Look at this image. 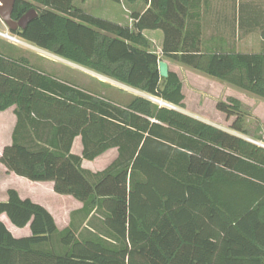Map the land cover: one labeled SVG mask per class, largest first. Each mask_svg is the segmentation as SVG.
<instances>
[{"label": "trees", "instance_id": "16d2710c", "mask_svg": "<svg viewBox=\"0 0 264 264\" xmlns=\"http://www.w3.org/2000/svg\"><path fill=\"white\" fill-rule=\"evenodd\" d=\"M107 1L143 12L128 27L73 0L15 1L12 20L37 13L13 32L19 39L144 96L113 101L0 54V112L13 107L16 118L0 163L82 204L59 231L45 208L8 190L0 216L30 236L14 238L0 220V264H264V148L150 100L184 108L179 77L159 76L161 58L142 32H162L163 59L260 98L264 53L203 43L202 0ZM228 103L216 109L248 136L238 102ZM78 137L80 156L71 152ZM112 149L103 170L82 168Z\"/></svg>", "mask_w": 264, "mask_h": 264}, {"label": "rangeland", "instance_id": "374dc122", "mask_svg": "<svg viewBox=\"0 0 264 264\" xmlns=\"http://www.w3.org/2000/svg\"><path fill=\"white\" fill-rule=\"evenodd\" d=\"M222 1L226 2L228 11L221 14L225 18L224 25L222 28H217L216 33L224 37L226 41L225 46L236 53H264V0ZM122 4L123 5L120 6L107 0H73V6L75 8L89 15L116 24L121 23V26H127L128 20L125 19L124 16L127 14L131 19V14L134 12L125 1H123ZM123 7H125L129 13L125 14ZM137 7H139V11L143 10L142 5L137 4ZM218 15L221 16L220 14ZM213 33L214 29L211 26L205 28L202 30V40H207ZM0 34L8 35L25 44L15 43L0 35V54L2 56L8 59L24 58L34 70L40 73L90 92L93 95L106 97L113 101L126 103L127 95L144 96L136 90L70 63L50 52L39 49L19 39L6 28L1 20ZM148 49L155 50L153 46H148ZM159 58L163 61L161 53ZM171 63L173 62L171 61ZM197 74H199L198 77H190L189 75L183 76L184 84L187 87V109L189 113L205 115L211 126L235 136L250 139L254 144H259V146L262 145L264 147V97L260 98L254 96L200 73ZM197 96L201 99H198ZM229 99H234L238 102L244 116L243 128L246 130L249 137L236 133L231 129L235 116L226 118L225 114L216 109V105L220 102L229 104ZM156 101L159 100H153L154 103L164 106ZM11 112L12 111L0 115L1 141L3 137L8 135L7 128L11 121ZM252 138H260V140H253ZM111 154L112 153H108L93 163L84 161L82 168L92 173L99 172L104 169ZM68 207L74 210L76 205L68 204ZM74 212L75 211L71 212L70 220ZM74 225L76 226V231H79L82 235H84L86 231H89L87 224H82L81 218L77 216L74 217Z\"/></svg>", "mask_w": 264, "mask_h": 264}, {"label": "crops", "instance_id": "0c3cea01", "mask_svg": "<svg viewBox=\"0 0 264 264\" xmlns=\"http://www.w3.org/2000/svg\"><path fill=\"white\" fill-rule=\"evenodd\" d=\"M137 4L138 3L128 4V6L131 9H133L134 13H142L143 10L139 11L138 10L139 7H137ZM117 5L121 6L123 4L120 3ZM123 11L125 14L129 13V11L126 10L125 7H123ZM198 11L200 12V24H201L202 30H204L205 28H207L209 26H211L214 29V33L211 36H209L207 40H203V43H205V42L209 43V46H210V44L212 42H219L220 45L225 46L226 41H225L224 37L221 35H217L218 33H216V30H217V28H222L224 25L225 18L221 14H224L225 12L228 11L226 2L222 1V0H218V1L217 0H202L201 4L199 5ZM218 14H220L221 16H219ZM124 17H125V19L128 20L127 26L132 27L134 24V21L132 19H130V17L127 14ZM117 24L120 25L121 23H117ZM142 35L148 41V46H153L155 48V50H149V49H147V50L152 52V53H155L158 57H160L162 43H163L162 32L158 31V30L157 31H144V32H142ZM212 45H214V43H212ZM163 61L167 64L168 70L175 73L179 77V79L182 83V93L184 95V101H183L184 108L183 109H176V110H178V111H180V112H182L188 116H191V117H193V118H195V119H197V120H199L205 124L210 125V123H209V121L205 115L192 114V113H189V111L187 109L188 108V99H187V95H186V90H187L186 88L187 87L184 84L183 76L189 75L190 77H198L199 74H197L196 71H193L192 69H190L186 66H183L179 63H176L174 61H172L173 63H171V61L169 59H163ZM197 98L199 99L200 97L197 96ZM13 110H14V108L12 107V108H9L8 110L4 111V112H0V115H1L4 113H10V111H12L10 114L11 121H10V124L7 128L8 135H6V137H3L2 141L0 140L1 141L0 157H1V154H2L4 147L9 145L11 142L12 132H13V129H14V126L16 123V118H15V115L13 113ZM252 139L253 140H260V138H252ZM245 140L248 142L251 141L250 139H245ZM250 143H253V142H250ZM257 146H259V145H257ZM259 147H262V146H259ZM262 148H264V147H262ZM71 152L75 155H78V156L81 155L82 145H81L79 137L74 140ZM108 153H112V154H111L110 159L105 164V167L117 155L116 150L112 149V150L106 152L105 154H103L102 156H104ZM102 156L98 157L94 161L83 160L82 166H83L84 161L89 162V163H93V162L97 161L98 159H100ZM10 189L15 190L21 199H29L33 203H36V204L42 206L43 208H45L53 217L55 224H56V227L59 231H62L69 226L71 212L77 211V210L81 209V207H82V204L80 202L76 201L75 199H73L72 197L67 196V195H59V194L55 193L53 190V184L51 182H32V181H29L25 178L16 176L13 173H9L7 171V169L0 163V202H5L7 200L6 193ZM68 204H75L76 208H74V210H72L68 207ZM0 220L2 221V223L5 225L6 229L11 233V235L14 238L19 239V238H24V237L30 236L29 226H26L22 229L16 228L10 224V222L8 221V219L6 218L5 215H1ZM78 233H79V231H78ZM87 234H88V231H86L84 235H87Z\"/></svg>", "mask_w": 264, "mask_h": 264}, {"label": "water", "instance_id": "95a60500", "mask_svg": "<svg viewBox=\"0 0 264 264\" xmlns=\"http://www.w3.org/2000/svg\"><path fill=\"white\" fill-rule=\"evenodd\" d=\"M14 4H15V0H0V20L10 32H13L17 29H24L27 26V24L37 16L35 10H30L27 13H25L22 17H20L17 21L12 20L11 13ZM158 72L161 78L165 79L168 77L169 70L167 64L164 61L158 62ZM150 100L153 101L154 99L150 98ZM160 103L164 104L165 107L176 110L173 106L165 104L162 101Z\"/></svg>", "mask_w": 264, "mask_h": 264}, {"label": "bare ground", "instance_id": "6f19581e", "mask_svg": "<svg viewBox=\"0 0 264 264\" xmlns=\"http://www.w3.org/2000/svg\"><path fill=\"white\" fill-rule=\"evenodd\" d=\"M0 35H1L2 37H4V38H7V39H9V40L15 42V43L23 44L22 42H20V41L14 39V38H12V37H10V36H8V35H2V34H0ZM23 45H24V44H23ZM156 102L159 103V104H161V105H164V104L160 103L161 101H156Z\"/></svg>", "mask_w": 264, "mask_h": 264}, {"label": "flooded vegetation", "instance_id": "af4514ba", "mask_svg": "<svg viewBox=\"0 0 264 264\" xmlns=\"http://www.w3.org/2000/svg\"><path fill=\"white\" fill-rule=\"evenodd\" d=\"M16 1V0H15ZM12 19V18H11ZM7 28V27H6ZM16 31V30H15ZM15 31H13V32H15ZM13 32H11L12 34H13Z\"/></svg>", "mask_w": 264, "mask_h": 264}]
</instances>
